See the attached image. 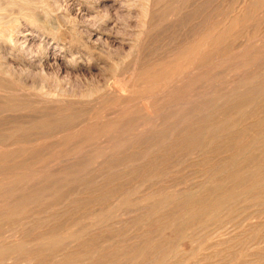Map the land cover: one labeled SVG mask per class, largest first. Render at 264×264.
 <instances>
[{"label":"rangeland","instance_id":"obj_1","mask_svg":"<svg viewBox=\"0 0 264 264\" xmlns=\"http://www.w3.org/2000/svg\"><path fill=\"white\" fill-rule=\"evenodd\" d=\"M29 1L31 2L27 5L31 4V12L23 11L27 13L26 18L22 11L18 14L20 5L12 6L4 11L5 14L1 13L3 17L1 16L0 28L3 29L4 25L9 22L12 28L15 27L13 29L19 28L18 33L14 35L16 40L14 41L16 46L14 50L19 55L18 59L22 55V58L32 56L33 52L39 48L47 52L48 55L55 56L54 61L56 62L49 59L48 67L47 65L42 66L44 71L37 69L32 73V76H22L20 68L16 65L17 61L10 55V46L1 43L0 64L12 67V71L15 70L13 73L16 78L11 77L10 87L22 88L28 92V95L30 94V97L33 96L30 92L36 93L38 87H42L44 92L51 96L54 95L53 97L56 99L63 100V103L53 104L54 107H51V104L44 106L42 104L38 108L40 111L33 110L35 113L40 112V115L33 113V116L29 110H26V113L24 109L22 110V106L29 98V96L28 98L25 96L26 94H24L26 101L21 98L23 95L21 94L20 99L19 97L9 98L10 103L0 97L5 102L1 103L0 99V109H2L0 111V169H2L1 166L3 167L0 170V264H147L152 259L149 254L145 255L143 259L135 256L133 260H130L129 256L133 252L142 250L148 244L155 243L163 246L175 243L174 246H177L176 253L174 252V255L167 254V258L161 264H240L241 261V264H259L258 258H262V256L261 262L264 263V238H262L264 237V223H262L264 222V211H262L264 210V191H262L264 188V178H262L264 177L262 176L264 175V166L262 165L264 159L260 156V152L264 149V125H261L264 124V0ZM146 1L152 6H147ZM19 4L27 6L24 3ZM160 5H162L161 8ZM12 19L16 22L14 20L12 22ZM21 32L30 35L21 38L20 36L23 34ZM24 39L27 40L23 43ZM19 45L21 49L17 48ZM28 48H31V51H27L24 56L23 51ZM207 60L210 63L206 62ZM36 72L39 74L37 75ZM17 74L20 78L24 77L20 82L17 81ZM125 78H130L126 79L130 88L124 85ZM31 87L37 88V90L31 91ZM110 93L113 97L109 95ZM117 94L119 97L116 98ZM127 95L135 98L128 99ZM145 96L146 100L143 98ZM33 97L35 98V96ZM111 99L112 105L109 104ZM101 100H106V102ZM11 101H14L15 104L13 105ZM94 101L96 102L94 103ZM22 102L25 103L22 105ZM18 103L22 106H19ZM140 103L148 104V110L150 109L152 113L146 115ZM7 105L12 107L8 108ZM63 105H65L64 108H62ZM13 107H17L21 111L16 110V112L17 108ZM71 107L73 108L71 109ZM132 107L134 108L132 109ZM61 108L63 112L60 111ZM131 109L133 114H131ZM7 110L8 112H6ZM87 110H91L90 114ZM248 112L251 116L247 117ZM20 113L24 114V117H21ZM259 113L260 115H258ZM14 115L16 117L18 115V117L16 118ZM37 116H42L44 122L40 119L41 117L37 118ZM14 118L17 121H14ZM26 118L36 119L33 121L35 124L22 126L20 122L27 120ZM257 118H260L261 121ZM101 120L102 122H100ZM36 121H38L37 124ZM85 121L86 124H89H87L88 126H85ZM109 121L115 124H111ZM92 122L97 128H104L97 130L94 124L91 126ZM116 122L119 124L117 125ZM67 123H70L71 127L68 128ZM104 123L107 124L104 125ZM127 123L129 126H125ZM109 124L111 125L107 126ZM44 125L45 127L42 128ZM252 125L255 126L254 129ZM65 126L67 129L64 128ZM248 126L253 131L248 129ZM117 128L118 130H116ZM259 129H263V131ZM84 130L89 133H85ZM239 130L241 134H239ZM59 132L61 133L59 134ZM197 132H199L198 135ZM11 133L15 136H11ZM32 133H35V136ZM90 133L91 136H88ZM229 133L233 134L229 135ZM258 133L261 134L258 136ZM253 134H256L255 139ZM16 136L20 139L17 140ZM37 137L38 141H36ZM190 137H194L198 142V146L194 150L188 149V143L186 144V140H189ZM12 138H15L13 140L16 143ZM34 139L36 140L33 141ZM101 139L104 140L103 144ZM242 139L246 142L244 143ZM246 139L251 142L249 143V140ZM6 140L11 142L6 143ZM65 140H69V143L62 144ZM109 140L114 143L111 144ZM226 140L230 142L227 144ZM240 141L241 143H239ZM257 141L261 143V146ZM247 142L249 145L254 142L252 146L250 145L251 148ZM25 144L29 148L26 149ZM86 144L88 145L86 146ZM208 144H211L212 147ZM228 145L232 147L230 148ZM241 145L246 146L245 150ZM259 146L262 148L261 150ZM21 147H23L22 151ZM183 147L186 148L187 156ZM204 148L206 151L201 152V149ZM220 148L222 153L219 152ZM252 148L254 151L257 150L253 152ZM71 152L75 155H72ZM78 152L80 153L77 155ZM210 152L212 154H209ZM223 152L225 156L222 157ZM70 154L74 157H71ZM190 155L193 159L187 158L191 157ZM243 155L253 158L252 162L246 166V170L258 167L259 164L261 165L259 167L263 168L261 178L259 177L257 181L258 183L261 181L260 184L263 182V188L262 190L255 188L251 191L252 194L251 192L247 194V197L250 198L249 201L246 195L244 197L241 195L238 196L240 201H237L230 210L224 204L221 205V208L217 201L223 192L215 193V197L211 192L212 188L217 183L222 185L223 190L231 188L229 185H232L234 177L228 178L227 171L232 168L236 169V167H232L233 165L231 166L228 159L240 160L241 157H244ZM220 160L223 161L220 163ZM206 163L209 170L205 168ZM148 164L151 166H146ZM190 164L192 165L189 166ZM10 168L12 170L14 168L16 173H13ZM28 168L32 170L35 168L34 173ZM23 169H27L29 172L25 170V173ZM37 169H40L41 174ZM114 169L118 171H113ZM237 169L242 170V168ZM7 170L9 174L5 175L7 173L4 174L3 171ZM165 171L168 172L165 174ZM218 177L221 180H217ZM210 178L214 179L210 181ZM245 181L238 186L240 188L237 187L239 190L236 189L237 193H241L243 187L251 184L250 180ZM260 191L262 192L260 193ZM211 195H214L213 199ZM102 196H106V198ZM188 197L197 203H194L195 205L190 209L192 207H196V209L190 211L187 207V210L183 211V209L177 208L178 201ZM200 198H202L203 204L201 201L199 202ZM206 204L208 205L206 206ZM242 206L245 207V211L240 209ZM232 210L234 211L231 212ZM186 211H194L200 217L190 220L186 217ZM203 211L205 212L203 213ZM255 212L260 213L259 217L249 220V217ZM262 212L263 214H261ZM149 215H152L151 219H147L150 218ZM247 215L249 216L247 217ZM161 216L162 218H159ZM159 219L163 220L164 224L156 225L154 223ZM170 220L171 223L168 222ZM177 220L184 225L182 223L180 225ZM175 221L179 225L175 224ZM256 221L262 225L259 234L261 239L258 245V253L261 257L258 258L254 256L253 241L249 239L248 233H244L248 226L247 223ZM166 224H169L168 228ZM227 224L229 225L227 226ZM164 227L165 229H163ZM173 227L183 230L182 238L173 233ZM192 235L194 236L192 237ZM194 237L197 240H194ZM158 238L160 241H156ZM175 239L177 242L174 241ZM242 239H245L246 242L241 246L233 243L234 240ZM231 243L233 244L231 245ZM262 246L263 248H261ZM193 249L195 250L193 251ZM16 251L19 253L17 254ZM197 251L199 253L196 254ZM212 257L214 258L211 259ZM175 259L179 262H176ZM183 261L184 263H182Z\"/></svg>","mask_w":264,"mask_h":264},{"label":"bare ground","instance_id":"obj_2","mask_svg":"<svg viewBox=\"0 0 264 264\" xmlns=\"http://www.w3.org/2000/svg\"><path fill=\"white\" fill-rule=\"evenodd\" d=\"M33 1H34V0H33ZM147 1H148V0H147ZM147 1H146L147 6H148V5H149V6H152V4L150 5V3H147ZM149 1H150V0H149ZM149 1H148V2H149ZM30 2H31V1H29V0H0V21L2 20V17H3V15H2L1 13H3L4 11H6L7 8L10 9V7L15 6V5H16V6H17V5H18V6L20 5V7H19L20 9L18 10V11H19L18 14L21 13V11H22V12H23V11L26 12L27 10H29V11L31 12V10H30V8H31V4H28V5H27V3H30ZM3 3H4V4H3ZM19 3H24V5H27L29 8H28L27 6H26V7H25V6H22V5L19 4ZM54 3H55V2H54ZM144 3H145V2H144ZM2 4H3V5H2ZM2 6H4V7H2ZM154 6H155V5H154ZM154 6H153V8H154ZM161 6H162V5H160V8H161ZM37 7H38V6H37ZM151 8H152V7H151ZM148 9H149V8H148ZM154 9H155V8H154ZM155 10H156V9H155ZM155 10H154V11H155ZM11 11H13V10H11ZM157 11H158V10H157ZM9 12H10V11H9ZM147 12H148V11H147ZM149 12H150V11H149ZM158 12H159V11H158ZM15 13H17V12H15ZM23 13H24V12H23ZM3 14H5V12H4ZM24 14H25V17H24V18H26V14H27V13H24ZM11 15H12V14H11ZM22 15H23V14H22ZM145 15H146V14H145ZM1 16H2V17H1ZM4 17H5V16H4ZM11 17H12V16H11ZM17 18H18V17H17ZM17 18H15V19H17ZM29 18H32V17L29 16ZM33 18H34V17H33ZM9 20H10V19H9ZM13 20H14V19H12V22H13ZM14 21H15V20H14ZM32 21H33V20H32ZM34 21H36V20H34ZM15 22H16V21H15ZM1 23H2V22H1ZM0 25H1V24H0ZM2 26H3V25H2ZM16 26H17V25H16ZM13 28H15V27H13ZM13 28L11 27L10 22L7 23V24H5L4 27H3V29L0 28V29H1V30H0V44H1V43H4V44H7L8 46H10V47H9V48H11L10 55H11V57H13L14 60L17 61V62H16V65L20 68V70H21V71H20L21 75H22V76H25V77H28V76H30V75L32 76V73H33L35 70H37V69H41V71H44V70H42V66L44 67V65H47L49 59H50V60L52 59V60L54 61V59H55L56 57L53 56V55L51 56V54L48 55L47 52H45L44 50L39 49V48H38L37 51H35V50H36V48H35V50H34L35 52H33L34 54H32V56L29 55L30 57H26V58L23 57V58H22V56H23V55H22V56H20L21 58L18 59L17 56H19V55H18L17 53H15V50H14L15 47H16V46H15V42H14V41H16L15 38H14V35H15L16 33H18L17 30H18L19 28H17V30H16V29H13ZM212 30H213V29H212ZM21 33H23V32H21ZM19 34H20V33H19ZM189 34H190V33H189ZM29 35H30L29 33H26V32H25V33H23L20 37L22 38V37H26V36H29ZM26 40H27V39H24V40H23V43H24ZM29 40H30V39H29ZM19 41H22V40H19ZM19 41H17V42H19ZM17 42H16V43H17ZM19 44H20V43H19ZM21 44H22V43H21ZM25 44H26V43H25ZM28 45H29V44H28ZM3 46H4V45H3ZM24 46H25V45H24ZM26 46H27V45H26ZM29 46H30V45H29ZM29 46H27V47H29ZM22 47H23V46H22ZM31 47H32V46H31ZM36 47H37V46H36ZM0 48H1V46H0ZM17 48H20V45H19V47H17ZM32 48H33V47H32ZM61 48H62V47H61ZM20 49H21V48H20ZM25 49H26V48H25ZM30 49H31V48H30ZM30 49L28 48L26 51H23L24 56L26 55V52H27V51H31ZM194 49H195V48H194V46H193V50H194ZM0 50L2 51V49H0ZM22 50H23V49H22ZM191 50H192V48H191ZM193 50H192V51H193ZM192 51H191V52H192ZM20 52H21V51H20ZM24 52H25V53H24ZM21 54H22V53H21ZM21 54H20V55H21ZM205 55H206V54H205ZM2 56H3V55H2ZM8 56H9V55H8ZM8 56H7V57H8ZM73 56H74V55H73ZM73 56H72V57H73ZM207 56H208V54H207ZM69 57H70V56H69ZM69 57H68V59H69ZM208 57H209V56H208ZM208 57H207V58H208ZM1 58H2V57H1ZM70 58H71V57H70ZM74 58H75V57H74ZM74 58H73V59H74ZM204 58H205V57H204ZM209 59H210V58H209ZM75 60H76V59H75ZM135 60H136V59H135ZM204 60H205V59H204ZM65 61H66V60H65ZM68 61H69V60H68ZM54 62H56V61H54ZM75 62H76V61H75ZM206 62H209V63H210L209 60H207ZM49 63H50V61H49ZM68 63H69V62H68ZM70 63H71V61H70ZM73 63H74V61H73ZM209 63H208V64H209ZM53 64H54V63H53ZM205 64H206V63H205ZM49 65H50V64H49ZM55 65H56V64H55ZM57 65H59V64H57ZM76 66H77V65H76ZM196 66H197V65H196ZM206 66H207V65H206ZM47 67H48V65H47ZM59 67H60V66H59ZM65 67H66V66H65ZM57 68H58V67H57ZM189 68H190V67H189ZM189 68H188V69H189ZM60 69H61V68H60ZM60 69H59V70H60ZM70 69H71V68H70ZM192 69H193V68H192ZM190 70H191V69H190ZM13 71H15V70H13ZM13 71H12V67H6V66L0 64V97H3V98L6 99V100H4V99H1V98H0V99L2 100L1 103H5V102H7V100H8L9 98H11V97H13V99H14V97H19L21 94H23V95H22L23 97L21 96V98H24L25 96H27V98H28V96H29V98L27 99V101H26V99L24 98V100L26 101V104H24L25 102H24V103L22 102V105L24 104L23 106H22L21 104L19 105V103H18V105H19V106H22V110L24 109V112H25L26 110H27V111L29 110V112H31L30 114L35 113V112H33V110H34V111H40V110H38V108H39V106L42 105V104H43V106H44V105H50V104H51V107H52L53 104L57 105L58 103H59V104H62V103H63V100L61 101L60 99H56V98L53 97L54 95L51 96V95H49L48 93L44 92L42 87H38V88H39L38 90H37V88H34V87H33V88H32V87L30 88L31 91H34V90L36 91V90H37L36 93H35V92H34V93H33V92H30V93L33 94V96H35V98H34L33 96L30 97V94L28 95V92L25 91V90L22 89V88H19V87H17V86H16L17 88H15V87H14V88H13V87H10V86H11V79H12L11 77H15V76H14L15 73H13ZM113 71H115V70H113ZM192 71H193V70H192ZM140 72H141V71H140ZM140 72H139V73H140ZM189 72H190V71H189ZM36 73H37V72H36ZM41 73H44V72H41ZM34 74H35V73H34ZM38 74H39V73H37V75H38ZM44 74H45V73H44ZM58 74H59V73H58ZM140 74H141V73H140ZM188 74H189V73H188ZM130 75H131V73H130ZM176 75H177V74H176ZM176 75H175V76H176ZM17 76H18V74H17ZM22 76H21V77H22ZM35 76H36V74H35ZM127 76H128V75H127ZM161 76H162V75H161ZM15 78H16V77H15ZM23 78H24V77L20 78V77L18 76V77H17V79H18L17 81L20 82V80L23 79ZM31 78H32V77H31ZM162 78H163V77H162ZM172 78H173V77H172ZM181 78H182V75H181ZM38 79H39V76H38ZM112 79H113V78H112ZM126 79L129 80L130 78H125L124 80L126 81ZM175 79H177V78H175ZM179 79H180V78H179ZM8 80H9V81H8ZM128 80H127L126 83L124 84V85H126V87L128 86V85H127ZM14 81H15V80H14ZM130 81H131V80H130ZM21 82H22V81H21ZM23 82H24V80H23ZM9 83H10V84H9ZM17 83H18V82H17ZM24 83L26 84V82H24ZM121 83H122V81H121ZM121 83H120V84H121ZM8 84H9V85H8ZM20 84H21V83H20ZM25 84H24V85H25ZM35 84H36V83H35ZM39 84H40V83H39ZM113 84H114V83H113ZM131 84H132V83H131ZM15 85H16V84H15ZM29 85H30V84H29ZM42 85H44V84H42ZM121 85H122V84H121ZM21 86H22V85H21ZM26 86L28 87V85H26ZM36 86H38V85L36 84ZM39 86H41V85H39ZM110 86H111V85H110ZM27 87H26V89H27ZM44 87H45V85H44ZM108 87H109V86H108ZM128 87L130 88V86H128ZM105 88H106V87H105ZM55 90H56V89H55ZM57 90H58V89H57ZM57 90H56V91H57ZM106 90H107V89H106ZM106 90H105V92H106ZM122 90H123V89H122ZM182 90H183V89H182ZM59 91L61 92V90H59ZM119 91H120V90H119ZM119 91H118V92H119ZM109 92H110V91H109ZM118 92H116V93H118ZM147 92H148V91H147ZM149 92H150V91H149ZM151 92H152V91H151ZM58 93H59V92H58ZM93 93H94V92H93ZM103 93H104V92H103ZM111 93H112V92H111ZM111 93L109 94L110 96H112ZM116 93H115V94H116ZM125 93H126V92H125ZM141 93H142V92H141ZM24 94H26V95L24 96ZM95 94H96V93H95ZM107 94H108V93H107ZM112 94H113V93H112ZM186 94H187V93H186ZM117 95H118V96H116V98L119 97V94H117ZM148 95H149V94H148ZM85 96H87V95H85ZM91 96H92V95H91ZM100 96H102V95H100ZM127 96H128V95H127ZM149 96H150V95H149ZM149 96H148V97H149ZM55 97H56V96H55ZM88 97H89V96H88ZM97 97H98V96H97ZM104 97H106V96H105V93H104ZM112 97H113V96H112ZM112 97H111V98H112ZM121 97H122V96H121ZM124 97H125V96H124ZM186 97H187V96H186ZM98 98H99V97H98ZM98 98H97V101H98ZM102 98H103V97H102ZM122 98H123V97H122ZM129 98H133V99H134L135 97H133V96H132V97H129V96H128V99H129ZM138 98H139V97H138ZM140 98H142V97H140ZM143 98L145 99L146 96L143 97ZM143 98H142V99H143ZM151 98H152V97H151ZM17 99H18V98H17ZM19 99H20V97H19ZM89 99H91V98H89ZM95 99H96V98H95ZM109 99H110V98H109ZM114 99H115V98H114ZM119 99H120V98H119ZM146 99H147V98H146ZM146 99H145V100H146ZM148 99H149V98H148ZM3 100H4L5 102H3ZM21 100H22V99H21ZM80 100H81V99H80ZM92 100H93V97H92ZM99 100H100V98H99ZM106 100H107V99H106ZM106 100H105V101L103 100L104 103L106 102ZM124 100H126V98H124ZM131 100H132V99H131ZM131 100H130V101H131ZM139 100H140V99H139ZM14 101H15V100H14ZM14 101H11V102L13 103V105L15 104ZM101 101H102V100H101ZM103 101H102V102H103ZM108 101H109V100H108ZM108 101H107V103H108ZM111 101H112V99L109 101V104L111 103L110 105H112V103H113V102H111ZM113 101H114V100H113ZM130 101H129V102H130ZM135 101H136V100H135ZM150 101H151V100H150ZM150 101H149V102H150ZM8 102H9V100H8ZM66 102H67V101H66ZM91 102H93V101H91ZM95 102H96V101H94V103H95ZM115 102H116V101H115ZM117 102H118V101H117ZM123 102H124V101H123ZM132 102H133V100H132ZM147 102H148V101H147ZM1 103H0V105H1ZM9 103H10V102H9ZM12 103H11V104H12ZM77 103H78V102H77ZM100 103H101V102H100ZM125 103H126V102H125ZM127 103H128V100H127ZM133 103H134V102H133ZM6 104H8V103H6ZM70 104H71V103H70ZM85 104H86V103H85ZM114 104H115V103H114ZM140 104L142 105V109L144 110V112L146 113V115L149 114V113H152V112H150V109L148 110V106H147L148 104H147V105H146V103H143V104L140 103ZM94 105H95V104H94ZM104 105H105V104H104ZM104 105H103V108L105 107ZM106 105H107V104H106ZM7 106H8V105H7ZM7 106H6V107H7ZM9 106H10V104H9ZM9 106H8V108H11V107H12V106H11V107H9ZM16 106H17V105H16ZM64 106H65V105H63L62 108H64ZM89 106H90V105H89ZM101 106H102V105H101ZM114 106H115V105H114ZM114 106H112V107H114ZM130 106H131V105H130ZM153 106H154V105H153ZM6 107H5V108H6ZM53 107H54V106H53ZM68 107H69V106H68ZM98 107H99V105H98ZM108 107H109V106H108ZM13 108H17V107H13ZM13 108H12V109H13ZM20 108H21V107H20ZM44 108H45V107H44ZM44 108H43V109H44ZM62 108H61V109H62ZM66 108H67V107H66ZM66 108H65V110H68V109H66ZM72 108H73V107H71V109H72ZM110 108H111V107H110ZM126 108H127V107H126ZM126 108H125V110H126ZM133 108H134V107H132V109H133ZM6 109H7V108H6ZM47 109H48V108H47ZM51 109H52V108H51ZM61 109H60V111L63 112V109H62V110H61ZM90 109H91V108H90ZM92 109H94V108H92ZM114 109H115V108H114ZM132 109H131L130 111H132ZM139 109H140V108H139ZM1 110H2V109H0V111H1ZM16 110H20V111H21V109H18V108L15 109V111H16ZM45 110H46V109H45ZM58 110H59V109H58ZM65 110H64V112H65ZM137 110H138V109H137ZM20 111H19V112H20ZM42 111H44V110H42ZM56 111H57V110H56ZM76 111H77V110H76ZM87 111H88V110H87ZM89 111H91V110H89ZM89 111H88V112H89ZM92 111H93V110H92ZM134 111H135V109H134ZM154 111H156V110H154ZM6 112H8V110H7ZM16 112H17V111H16ZM24 112H22V113H24ZM47 112H48V111H47ZM57 112H58V111H57ZM57 112H56V113H57ZM67 112H68V111H67ZM69 112H70V111H69ZM88 112H87V113H88ZM135 112H136V111H135ZM2 113H3V111H2ZM9 113L11 114V111H10ZM14 113H15V112H14V110H13V114H14ZM25 113H26V112H25ZM37 113L39 114L40 112H37ZM37 113H35V115H36ZM56 113H55V114H56ZM91 113H92V112H91ZM130 113H131V112H130ZM153 113H154V112H153ZM155 113H156V112H155ZM243 113H244V112H243ZM251 113H252V112H251ZM256 113H257V112H256ZM13 114H12V115H13ZM20 114H21V113H20ZM46 114H47V113H46ZM50 114H51V113H50ZM53 114H54V113H53ZM53 114H52V115H53ZM69 114H70V113H69ZM89 114H90V112H89ZM92 114H93V113H92ZM92 114H91V115H92ZM131 114H133V111H132ZM134 114H135V113H134ZM246 114H247V113H246ZM263 114H264V113H263ZM263 114H262V115H263ZM21 115H22V114H21ZM23 115H24V114H23ZM23 115H22L21 117H24ZM39 115H40V114H39ZM64 115H65V114H64ZM84 115H85V114H84ZM86 115H87V114H86ZM91 115H90V116H91ZM143 115H145V114L143 113ZM143 115H142V116H143ZM146 115H145V116H146ZM149 115H150V114H149ZM255 115H256V114L254 113L253 116L255 117ZM258 115H260V113H259ZM262 115H261V116H262ZM6 116H7V115H6ZM26 116H27V115H26ZM30 116L32 117V115H30ZM33 116H34V114H33ZM59 116H60V115H59ZM88 116H89V115H88ZM88 116H87V117H88ZM92 116H94V115H92ZM96 116H97V115H96ZM129 116H130V115H129ZM133 116H134V115H133ZM178 116H179V115H178ZM246 116L248 117V116H251V115H250V113L248 112V115H246ZM261 116H260V117H261ZM263 116H264V115H263ZM10 117H11V115H10ZM14 117H16V116L14 115ZM17 117H18V115H17ZM17 117H16V118H17ZM38 117H41L40 119H41L42 121L44 120V118H43L42 116H37V118H38ZM46 117H47V116H46ZM46 117H45V118H46ZM50 117H51V116H50ZM55 117H56V116H55ZM84 117H86V116H84ZM94 117H95V116H94ZM106 117H107V116H106ZM116 117H117V116H116ZM148 117H149V116H148ZM243 117H245V116H243ZM257 117H259V116H257ZM1 118H2V117H1ZM16 118H14V121H17ZM19 118H20V117H19ZM19 118H18V119H19ZM33 118H35V117H33ZM33 118H31V119H27V118H26L27 120H25V121L22 120L21 122H20V121H19V122H20V124H21L22 126H24V125H26V124H27V125H32V124H35L33 121L36 120V119L33 120ZM42 118H43V119H42ZM47 118H48V117H47ZM63 118H64V117H63ZM89 118H90V117H89ZM97 118H98V116H97ZM97 118H95V119H97ZM100 118H102V117H100ZM124 118H125V117H124ZM130 118H132V117H130ZM251 118H252V117H251ZM251 118H250V119H251ZM262 118H263V117H262ZM12 119H13V118H12ZM22 119H24V118H22ZM53 119H54V118H53ZM83 119H85V118H83ZM91 119H92V117H91ZM91 119H89V120H90V121L93 120V122H94V119H92V120H91ZM117 119H119V118H117ZM120 119H121V118H120ZM142 119H143V118H142ZM144 119H145V118H144ZM150 119H151V118H150ZM243 119H245V118H243ZM243 119H242V120H243ZM247 119H249V118H247ZM257 119H258V118H257ZM259 119H260V118H259ZM259 119H258V120H259ZM5 120H6V119H5ZM5 120H4V121H5ZM9 120H10V119H9ZM37 120H38V119H37ZM46 120H47V119H46ZM54 120H55V119H54ZM56 120H57V119H56ZM98 120H99V119H98ZM98 120H97V122H98ZM104 120H105V119H104ZM106 120H107V119H106ZM115 120H116V119H115ZM133 120H134V119H133ZM145 120H146V119H145ZM147 120H149V118H147ZM263 120H264V119H263ZM10 121H11V120H10ZM57 121H59V120H57ZM83 121H84V120H83ZM86 121H87V120H86ZM86 121H85V126L88 124V123L86 124ZM95 121H96V120H95ZM125 121H126V120H125ZM143 121H144V120H143ZM244 121H245V120H244ZM247 121H248V120H247ZM259 121H261V120H259ZM1 122H2V121H1ZM19 122H17V123H19ZM40 122H41V121H39V123H40ZM43 122H44V121H43ZM93 122H92L91 126H92L93 124L95 125V123H93ZM97 122H96V123H97ZM100 122H102V120H101ZM109 122L111 123V121H109ZM109 122H107V123H109ZM245 122H246V121H245ZM245 122H244V123H245ZM249 122L251 123V121H249ZM2 123H3V122H2ZM10 123H11V122H10ZM13 123H14V122H13ZM37 123H38V121H36V124H37ZM41 123H42V122H41ZM72 123H73V122H72ZM78 123H79V122H78ZM78 123H77V124H78ZM98 123H99V122H98ZM107 123H104V125L107 124ZM113 123H114V122H112L111 124H113ZM247 123H248V122H247ZM250 123H248V124H250ZM67 124H68V123H67ZM69 124H70V123H69ZM69 124H68V125H69ZM79 124H80V123H79ZM79 124H78V125H79ZM82 124H83V123H82ZM111 124H109V125H107V126H110ZM114 124H115V123H114ZM116 124L118 125L119 122H118V123L116 122ZM142 124H143V123H142ZM242 124H243V123H242ZM254 124H255V123H254ZM41 125H42V124H41ZM88 125H89V124H88ZM88 125H87V126H88ZM94 125H93V126H94ZM98 125H99V124H98ZM174 125H175V124H174ZM229 125H230V124H229ZM235 125H236V124H235ZM245 125H246V124H245ZM245 125H244V126H245ZM256 125H257V124H256ZM261 125H264V124H261ZM63 126H64V124H63ZM63 126H62V127H63ZM76 126H77V125H76ZM76 126H73V127H76ZM102 126H103V124H102ZM115 126H116V125H115ZM119 126H120V125H119ZM125 126H129L128 123H127V125H125ZM220 126H221V125H220ZM237 126H238V125H237ZM250 126H251V125H250ZM40 127H41V126H40ZM40 127H39V128H40ZM44 127H45V125H44L42 128H44ZM47 127H48V126H47ZM47 127H46V128H47ZM62 127H61V128H62ZM69 127H71V126L69 125L68 128H69ZM94 127H96V125H95ZM113 127H114V126H113ZM221 127H222V126H221ZM242 127H243V125H242ZM242 127H241V128H242ZM245 127H246V126H245ZM248 127H249V126H248ZM252 127H253V125H252ZM254 127H255V126H254ZM254 127H253V129H254ZM259 127H260V126H259ZM259 127H257V128H259ZM7 128H8V127H7ZM42 128H41V130H43ZM64 128L67 129L66 126H65ZM77 128H78V127H77ZM96 128H97V127H96ZM99 128H102V129H103L104 127H99ZM99 128H97V130H99ZM108 128H109V127H108ZM210 128H211V127H210ZM210 128H209V129H210ZM215 128H220V127H215ZM229 128H231V127H229ZM250 128H251V127H249L248 129H250ZM18 129L20 130V127H19ZM70 129H71V128H70ZM70 129H69V130H70ZM74 129H75V128H74ZM80 129H81V128H80ZM92 129H93V128H92ZM102 129H101V130H102ZM202 129H203V128H202ZM204 129H205V128H204ZM209 129H208V130H209ZM238 129H239V128H238ZM251 129H252V128H251ZM251 129H250V130H251ZM48 130H50V129H48ZM85 130H86V129H85ZM85 130H84V131H85ZM116 130H118V128H117ZM116 130H115V131H116ZM123 130H124V129H123ZM125 130H126V129H125ZM196 130H197V129H196ZM200 130H201V129H200ZM241 130H242V129H241ZM250 130H249V131H250ZM259 130H262V131H263V129H259ZM259 130H258V131H259ZM8 131H9V130H8ZM51 131H52V130H51ZM60 131H62V130H60ZM64 131H65V130H64ZM67 131H68V130H67ZM92 131H93V130H92ZM128 131H129V130H128ZM198 131H199V129H198ZM243 131H244V130H243ZM245 131H246V129H245ZM247 131H248V130H247ZM251 131H253V130H251ZM251 131H250V132H251ZM256 131H257V130H256ZM65 132H66V131H65ZM87 132H88V131H85V133H87ZM113 132H114V131H113ZM113 132H111V133H113ZM125 132H126V131H125ZM189 132H190V131H189ZM193 132H195V130H193ZM211 132H212V131H211ZM222 132H223V131H222ZM222 132H221V133H222ZM224 132H225V130H224ZM234 132H235V131H234ZM250 132H249V133H250ZM263 132H264V131H263ZM60 133H61V132H59V134H60ZM76 133H77V132H76ZM85 133H84V134H85ZM88 133H89V132H88ZM91 133H92V132H91ZM91 133H90V135H88V136H91ZM108 133H109V132H108ZM190 133H192V131H191ZM198 133H199V132H197V135H198ZM225 133H226V132H225ZM225 133H224V134H225ZM244 133H245V132H244ZM253 133H254V132H253ZM256 133H257V132H256ZM261 133H262V132H261ZM261 133H260V134H261ZM12 134H13V133H11L10 135H11V136H15V135H12ZM19 134H20V133H19ZM29 134H30V133H29ZM32 134H33V133H32ZM34 134H35V133H34ZM34 134H33V135H34ZM36 134H37V133H36ZM80 134H81V133H80ZM92 134H93V133H92ZM129 134H130V133H129ZM161 134H162V133H161ZM182 134H183V133H182ZM186 134H188V133H186ZM204 134H205V133H204ZM207 134H208V133H207ZM209 134H210V133H209ZM216 134H217V133H216ZM232 134H233V133H231V134L229 133V135H232ZM235 134H236V133H235ZM235 134H234V135H235ZM239 134H241V133H240V130H239ZM260 134L258 133V136H259ZM33 135H31V136H33ZM37 135H38V134H37ZM65 135H66V134H65ZM86 135H87V134H86ZM95 135H98V134H95ZM109 135H110V133H109ZM109 135H108V136H109ZM124 135H125V133H124ZM225 135H226V134H225ZM236 135H237V134H236ZM245 135H246V134H245ZM253 135H254V134H253ZM255 135H256V134H255ZM255 135L253 136V138L255 137ZM0 136H1V135H0ZM24 136H25V135H24ZM34 136H35V135H34ZM66 136H68V135H66ZM69 136H70V135H69ZM69 136H68V137H69ZM88 136H87V137H88ZM110 136H111V135H110ZM127 136H128V135H127ZM177 136H180V135H177ZM181 136H182V135H181ZM183 136H184V135H183ZM188 136H191V135H188ZM188 136H187V137H188ZM193 136H194V135H193ZM199 136H200V134H199ZM199 136H197V137H199ZM223 136H224V135H223ZM246 136H247V135H246ZM246 136H245V137H246ZM250 136H251V135H250ZM4 137H5V136H4ZM16 137H17V136H16ZM70 137H71V136H70ZM78 137H80V136H78ZM85 137H86V136H85ZM102 137H103V136H101V138H102ZM202 137H203V135H202ZM218 137H219V136H218ZM225 137H226V136H225ZM228 137H229V136H228ZM228 137H227V139H228ZM238 137H239V135H238ZM240 137H241V135H240ZM248 137H249V136H248ZM64 138H65V137H64ZM64 138H62V139H64ZM89 138H91V137H89ZM105 138H106V137H105ZM112 138H113V137H112ZM249 138H250V137H249ZM261 138H262V137H261ZM7 139H8V138H7ZM13 139H15V138H12V140H13ZM18 139H20V137H19V138L17 137V140H18ZM24 139H25V138H24ZM27 139L30 140V138H28V137H27ZM27 139H26V140H27ZM99 139H100V138H99ZM102 139H104V138H102ZM102 139H101V143L103 144L102 141H104V140H102ZM126 139L129 140L128 138H126ZM188 139H189V140H186V144L188 143V144H187L188 149L194 150V149L198 146V142L196 141V139H194V137H190V138H188ZM219 139H220V138H219ZM229 139H230V138H229ZM232 139H233V138H232ZM234 139H235V136H234ZM244 139H245V138H244ZM244 139H242V141H243ZM254 139H255V138H254ZM0 140H1V138H0ZM8 140H9V139H8ZM35 140H36V139H34L33 141H35ZM86 140L88 141V139H86ZM127 140H126V141H127ZM209 140H210V136H209ZM214 140H216V139H214ZM224 140H225V138H224ZM239 140H240V139H239ZM246 140H249V139H246ZM251 140H252V139H251ZM259 140H260V139H259ZM13 141H14V140H13ZM21 141H22V139H21ZM36 141H38V137H37V140H36ZM59 141H60V140H59ZM68 141H69V140H68ZM68 141L65 140L64 142H62V144L65 143V142H68ZM91 141H92V140H91ZM96 141H97V139H96ZM99 141H100V140H99ZM99 141H98V142H99ZM109 141L111 142V140H109ZM112 141H114V140H112ZM177 141H178V140H177ZM212 141H213V140H212ZM232 141H233V140H232ZM232 141H231V143H232ZM260 141H261V140H260ZM1 142H2V141H1ZM5 142L7 143L8 141L6 140ZM9 142H11V141H9ZM9 142H8V143H9ZM14 142L16 143V141H14ZM25 142H26V141H25ZM80 142H81V140H80ZM94 142H95V141H94ZM98 142H97V143H98ZM107 142H108V140H107ZM224 142H225V141H224ZM226 142H227V144H228L230 141H227V140H226ZM236 142H237V141H236ZM245 142H246V141L244 140V143H245ZM250 142H251V141L249 140V143H250ZM254 142H256V141H254ZM254 142H252V143H254ZM263 142H264V141H263ZM30 143H31V141H30ZM30 143H29V144H30ZM34 143H35V142H34ZM68 143H69V142H68ZM68 143H67V144H68ZM84 143H85V142H84ZM91 143H92V142H91ZM99 143H100V142H99ZM99 143H98V144H99ZM112 143H114V142H111V144H112ZM179 143H180V142H179ZM213 143H214V142H213ZM215 143H216V145H217V142H215ZM233 143H234V141H233ZM239 143H241V141H240ZM252 143L250 144L251 146H252ZM257 143L259 144L260 142L257 141ZM29 144H28V145H29ZM57 144H58V143H57ZM70 144H71V143H70ZM77 144H78V143H77ZM107 144H108V143H107ZM176 144H177V143H176ZM211 144H212V143H211ZM211 144H208V145H209L210 147H212ZM235 144H236V143H235ZM235 144H234V145H235ZM247 144H248V142H247ZM263 144H264V143H263ZM2 145H3V142H2ZM87 145H88V144H86V146H87ZM99 145H101V144H99ZM179 145H180V144H179ZM181 145H182V144H181ZM216 145H215V146H216ZM222 145H223V144H222ZM245 145H246V144H245ZM248 145H249V144H248ZM250 145H249V147H250ZM256 145H257V144H256ZM259 145L261 146V143H260ZM10 146H11V145H10ZM24 146H26V149L29 148L26 144H25ZM24 146H23V147H24ZM93 146L95 147V144H93ZM93 146H92V148H93ZM200 146H201V142H200ZM220 146H221V144H220ZM228 146H229V145H228ZM235 146H236V145H235ZM241 146L244 147V145H241ZM253 146H254V145H253ZM260 146H259V147H260ZM2 147H3V146H2ZM23 147H21V151H22ZM30 147H31V144H30ZM81 147H82V146H81ZM88 147H89V146H88ZM97 147H98V146H97ZM178 147H179V146H178ZM178 147H177V148H178ZM216 147H217V146H216ZM221 147H222V146H221ZM229 147H230V146H229ZM231 147H232V146H231ZM231 147H230V148H231ZM239 147H240V146H239ZM243 147H242V148H243ZM245 147H246V146H245ZM245 147H244V150H245ZM249 147H247V148H249ZM254 147H255V146H254ZM257 147H258V145H257ZM3 148H4V147H3ZM7 148H8V147H7ZM90 148H91V147H90ZM98 148H99V147H98ZM101 148H102V147H101ZM104 148H107V146H106V147L104 146ZM167 148H168V147H167ZM174 148H175V147H174ZM183 148H184L185 151H186V148H185V147H183ZM183 148H182V149H183ZM213 148H214V147H213ZM222 148H223V147H222ZM234 148H235V147H234ZM234 148H233V150H234ZM250 148H251V147H250ZM78 149H79V148H78ZM175 149H176V148H175ZM188 149H187V150H188ZM218 149H219V148H218ZM252 149H253V152H255V151L257 150V149H256V150L254 151V148H252ZM259 149L261 150L262 148L260 147ZM18 150H19V149H18ZM24 150H25V149H24ZM91 150H92V149H91ZM93 150H94V149H93ZM203 150H205V148H204V149H201V152H202ZM212 150H213V149H212ZM236 150H237V149H236ZM239 150H241V149H239ZM244 150H243V151H244ZM25 151H26V150H25ZM84 151H85V150H84ZM168 151H169V150H168ZM177 151H178V150H177ZM177 151H176V152H177ZM180 151H181V150H180ZM205 151H206V150H205ZM216 151H217V150H216ZM229 151H230V150H229ZM249 151H250V150H249ZM251 151H252V150H251ZM76 152H77V151H76ZM85 152H86V151H85ZM176 152H175V153H176ZM182 152H183V151H182ZM194 152H195V151H194ZM203 152H204V151H203ZM219 152L222 153L221 148H220V151H219ZM226 152H227V151H226ZM230 152H232V151H230ZM241 152H242V151H241ZM241 152H240V153H241ZM246 152H247V151H246ZM2 153H3V152H2ZM14 153H15V152H14ZM73 153H74V152H73ZM79 153H80V152H78V153H76V154L78 155ZM169 153H170V152H169ZM179 153H180V152H179ZM199 153H200V152H199ZM5 154H7V153L5 152ZM5 154H4V155H5ZM71 154H72V152H71ZM71 154H70V155H71ZM111 154H112V153H111ZM173 154H174V153H173ZM181 154H182V153H181ZM195 154H196V153H195ZM197 154H198V153H197ZM200 154H201V153H200ZM207 154H208V153H207ZM207 154H206V155H207ZM209 154H212V153L210 152ZM214 154H215V152H214ZM218 154H219V153H218ZM230 154H234V153H230ZM247 154H250V153H247ZM257 154H258V153H257ZM0 155H1V154H0ZM11 155H12V154H11ZM11 155H10V156H11ZM13 155H14V154H13ZM21 155H22V154H21ZM72 155H75V154H72ZM72 155H71V157H74V156H72ZM164 155H165V153H164ZM198 155H199V154H198ZM227 155H228V154H227ZM235 155H237V154H235ZM258 155H259V154H258ZM7 156H8V154H7ZM10 156H9V157H10ZM186 156H187V151H186ZM188 156H189V153H188ZM190 156H191V155H190ZM192 156H194V154H192ZM192 156H191V157H187V158L190 159V158H192ZM223 156H225L224 152H223L222 157H223ZM229 156H230V155H229ZM229 156L226 157V158L228 159ZM239 156H241V155H239ZM243 156H244V157H243V158L241 157L240 160H235V159L232 160V159H230L231 156H230V158L228 159L229 162L231 163V166L233 165L232 167H236V169H233V168H232V169H230L229 171H227L228 178H229V177H230V178L234 177L233 180H232V182H231L232 185H231V184L229 185V186L231 187L229 190H223L222 185H221L220 183L215 184L213 188L210 187V186L213 184L212 182H211L212 184H211L210 186H208V187L212 188V191H211V192H213L214 195H215V193L217 194V193L223 192V194L221 195L220 199L217 201L218 204H220V207H221V208H222L221 205L224 204V205H227V209L230 210L231 208H233V206L236 204L237 201H240V200H239V199H240L239 197H240L241 195H242L243 197L246 195V197H247V194H249L253 189L256 188V190H257V189L262 190V188H263V184H264V183L262 182L263 184H262V183L260 184L261 181H259V183L257 182L258 179H259V177H260V176L262 175V173H263V172H262L263 168H262V167H259V166H261V165L259 164L260 161L258 160V161H259V162H258V164H259L258 167L255 166V168H253V169H250V170L248 169V170H246V169H247L246 166H248V164H250V163L252 162L253 158H252V156H245V155H243ZM255 156L258 157L257 155H255ZM260 156L262 157V159H264V149L260 152ZM68 157H70V156H68ZM195 157H196V156H195ZM200 157H201V156H200ZM200 157H199V158H200ZM202 157H203V155H202ZM205 157H206V156H205ZM256 157H255V158H256ZM2 158H4V157H2ZM11 158H13V157L11 156ZM181 158H182V157H181ZM255 158H254V159H255ZM6 159H7V158H6ZM14 159H15V158H14ZM189 159H188V160H189ZM192 159H193V158H192ZM196 159H198V158H196ZM200 159H201V158H200ZM200 159H198V160H200ZM224 159H225V158H224ZM236 159H237V158H236ZM262 159H261V161H262ZM3 160H4V159H3ZM152 160H153V159H152ZM158 160H159V158H158ZM225 160H226V159H225ZM228 160L226 161V163L228 162ZM255 160H256V159H255ZM13 161H14V160H13ZM27 161H28V160H27ZM153 161H155V160H153ZM156 161H157V159H156ZM161 161H162V160H161ZM182 161H183V160H182ZM221 161H223V160H220V163H221ZM166 162H167V161H166ZM193 162H194V161H193ZM207 162H208V161H207ZM211 162H212V160H211ZM262 162H263V161H262ZM143 163H144V162H143ZM161 163H162V162H161ZM254 163H256V162H254ZM15 164H16V163H15ZM146 164H147V163H146ZM149 164H150V163H149ZM149 164L146 165V166H149ZM158 164H159V163H158ZM163 164H165V163H163ZM203 164H204V163H203ZM206 164H207V163H206ZM218 164H219V163H218ZM224 164H225V163H224ZM111 165H112V164H111ZM143 165H144V164H143ZM191 165H192V164H190L189 166H191ZM193 165H194V163H193ZM201 165H202V164H201ZM210 165H211V164H210ZM214 165H215V164H214ZM255 165H257V164H255ZM262 165L264 166V164H262ZM119 166H120V165H119ZM150 166H151V165H150ZM150 166H149V167H150ZM205 166H206L205 168H207L208 164L205 165ZM223 166H224V165H223ZM223 166H222V167H223ZM231 166H230V168H231ZM252 166H253V165H252ZM11 167H12V166H11ZM19 167H20V166H19ZM26 167H27V166H26ZM29 167H30V166H29ZM61 167H62V166H61ZM136 167H137V166H136ZM195 167L197 168V166H195ZM195 167H194V168H195ZM209 167H210V166H209ZM218 167H219V166H218ZM1 168L3 169L2 166H1ZM111 168H112V166H111ZM154 168H157V167H154ZM154 168H153V169H154ZM189 168L191 169V167H189ZM189 168H188V169H189ZM201 168H202V166H201ZM203 168H204V167H203ZM226 168H227V166H226ZM237 168H242V170H239V169H237ZM248 168H249V167H248ZM2 169H0V170H2ZM6 169H7V168H6ZM10 169H11V168H10ZM17 169H18V168H17ZM19 169H20V168H19ZM28 169H29V168H28ZM30 169H31V168H30ZM30 169H29V170H30ZM116 169H117V168H116ZM139 169H141V168H139ZM143 169H144V168H143ZM207 169H208V168H207ZM11 170H12V169H11ZM14 170H15V169L13 168V170H12L13 173L15 172ZM23 170H24V169H23ZM25 170H27V169H25ZM25 170H24V172H25ZM29 170H27L26 172H29ZM31 170H32V169H31ZM34 170H35V168L32 170V173H34V172H33ZM37 170L39 171L40 169H37ZM108 170H109V169H108ZM144 170H145V169H144ZM162 170H163V169H162ZM191 170H192V169H191ZM201 170H202V169H201ZM208 170H209V169H208ZM223 170H225V169H223ZM227 170H228V169H227ZM17 171H18V170H17ZM20 171H21V170H20ZM20 171H18V172H20ZM41 171H42V169H41ZM43 171H44V170H43ZM95 171L97 172L98 170H95ZM105 171H106V169H105ZM113 171H116V170L114 169ZM117 171H118V170H117ZM117 171H116V172H117ZM133 171H134V170H133ZM133 171H132V172H133ZM156 171H157V170H156ZM3 172H4V174H5V173H7V172H9V171L7 170V171H3ZM3 172H2V174H3ZM21 172H22V171H21ZM21 172H20V173H21ZM24 172H23V174L26 173V172H25V173H24ZM39 172H40V171H39ZM45 172H46V170H45ZM102 172H103V171H102ZM119 172H120V171H119ZM128 172H129V171H128ZM148 172H149V171H148ZM148 172H147V173H148ZM167 172H168V171H167ZM167 172L165 171V174H166ZM202 172H203V170H202ZM223 172H224V171H223ZM225 172H226V171H225ZM228 172H229V173H228ZM15 173H16V172H15ZM42 173H43V172H42ZM91 173H92V172H91ZM93 173H94V171H93ZM135 173L138 174L137 171H135ZM140 173H141V172H140ZM140 173H139V175H140ZM216 173H218V172H216ZM2 174H1V175H2ZM8 174H9V173H7V174H5V175H8ZM18 174H19V173H18ZM40 174H41V172H40ZM94 174H95V173H94ZM97 174H98V173H97ZM133 174H134V173H133ZM150 174H151V173H150ZM21 175H22V174H21ZM21 175H20V176H21ZM106 175H107V173H106ZM106 175H105V176H106ZM115 175H116V174H115ZM119 175H120V174H119ZM119 175H117V176H119ZM135 175H136V174H135ZM144 175H145V174H144ZM160 175H162V174H160ZM222 175H223V174H222ZM224 175H225V173H224ZM227 175H226V176H227ZM23 176H24V175H23ZM31 176H32V175H31ZM121 176H122V175H121ZM162 176H163V175H162ZM211 176H212V175H211ZM262 176H264V175H262ZM107 177H109V176H107ZM140 177H141V175H140ZM4 178H5V177H4ZM118 178H119V177H118ZM218 178H219V177H218ZM220 178H221V175H220ZM220 178L217 179V180H221ZM223 178H224V177H223ZM223 178H222V179H223ZM260 178H261V177H260ZM262 178H264V177H262ZM116 179H117V178H116ZM122 179H123V177H122ZM211 179H214V178H210V181H211ZM223 180H224V179H223ZM228 180H229V179H228ZM245 180H246V181H247V180H248V181L250 180V181H251V184H250L249 186H247V187H243L241 193H237V192H236L237 187L240 186V185H242V183H243ZM229 181H230V180H229ZM246 181H245V182H246ZM248 181H247V182H248ZM148 183H149V182H148ZM205 184L207 185V183H205ZM227 185H228V184H227ZM227 185H226V186H227ZM117 186H118V185H117ZM117 186H116V187H117ZM122 186H123V185H122ZM159 186H160V185H159ZM124 187H125V186H124ZM157 187H158V186H157ZM202 187H204V186H202ZM206 187H207V186H206ZM189 188H190V187H189ZM238 188H240V187H238ZM113 189H114V188H113ZM113 189H112V190H113ZM114 190H115V189H114ZM131 190H132V189H131ZM160 190H161V189H160ZM237 190H238V189H237ZM132 191H133V190H132ZM238 191H239V190H238ZM262 191H264V188H263ZM262 191H260V193H261ZM162 192H163V191H162ZM187 192H189V191H187ZM257 192H258V191H257ZM80 193H81V192H80ZM94 193H95V192H94ZM173 193H174V192H173ZM192 193H193V192H192ZM86 194H87V193H86ZM113 194H114V193H113ZM183 194H184V192H183ZM210 194H211V193H210ZM220 194H221V193H220ZM251 194H252V192H251ZM118 195H119V194H118ZM178 195H179V193H178ZM195 195H196V194H195ZM195 195H194V196H195ZM214 195H211V196H212V197H211L212 199H213V196H214ZM180 196H181V195H180ZM238 196H239V197H238ZM253 196H254V194H253ZM255 196H256V194H255ZM94 197H95V196H94ZM102 197H103V196H102ZM183 197H184V195H183ZM201 197H202V196H201ZM215 197H216V195H215ZM217 197H218V196H217ZM243 197H241V198H243ZM100 198H101V197H100ZM103 198H106V196L103 197ZM136 198H137V197H136ZM180 198H181V197H180ZM247 198H248V201H249V199H250L249 196H248ZM254 198H255V197H254ZM157 199H158V198H157ZM195 199H196V198H195ZM200 199H201V200H199V202H200V201L202 202V198H200ZM203 199H204V198H203ZM209 199H210V198H209ZM258 199H259V198H258ZM263 199H264V198H263ZM155 200H156V199H155ZM159 200H160V198H159ZM193 200H194V199H193ZM193 200H192L191 198H189V197H188V198H184V199H182L181 201H178V200H177V201H178V203L176 204V205H177V208L179 207L180 210L183 209V211H185V209L187 210V207H189L188 209H190V207L193 206V205H195L194 203H196V202H194L195 200H194V201H193ZM245 200H246V199H245ZM103 201H104V200H103ZM213 201H214V200H213ZM215 201H216V198H215ZM215 201H214V202H215ZM242 201H243V200H242ZM242 201H241V202H242ZM257 201H258V200H257ZM197 202H198V201H197ZM204 202H205V201H204ZM207 202H208V201H207ZM250 202H252V200H250ZM260 202H261V201H260ZM260 202H259V203H260ZM57 203H58V202H57ZM170 203H171V202H170ZM170 203H169V204H170ZM175 203H176V202H175ZM208 203H209V202H208ZM257 203H258V202H257ZM196 204H197V203H196ZM198 204H199V203H198ZM202 204H203V202H202ZM211 204H212V203H211ZM211 204H210V205H211ZM244 204H245V203H244ZM157 205L160 206V204H157ZM172 205H173V204H172ZM176 205H175V206H176ZM207 205H208V204H206V206H207ZM239 205H240V204H239ZM247 205H248V204H247ZM121 206H122V205H121ZM198 206H199V205H198ZM202 206H204V205H202ZM216 206H217V205H216ZM263 206H264V205H263ZM200 207H201V206H200ZM200 207H199V208H200ZM212 207H213V206H212ZM212 207H211V208H212ZM235 207H236V206H235ZM235 207H234V209H235ZM18 208H19V207H18ZM194 208L196 209V207H192V209H194ZM197 208H198V207H197ZM236 208H238V207H236ZM263 208H264V207H263ZM263 208H262V209H263ZM153 209H154V208H153ZM192 209H190V211H191ZM214 209H215V208H214ZM217 209H219V208H217ZM240 209H243V210L245 211V207H243V206L240 207ZM114 210H116V209H114ZM118 210H119V209H118ZM156 210H157V209H156ZM159 210H161V209L159 208ZM201 210H202V207H201ZM201 210H199V211H201ZM219 210H220V209H219ZM221 210H222V209H221ZM221 210H220V211H221ZM248 210H249V209H248ZM110 211H111V210H110ZM152 211H153V210H152ZM152 211H151V212H152ZM174 211H175V210H174ZM183 211H182V213H183ZM190 211H188L189 213L186 211V214H187L186 217H188V219L191 220V219H194L195 217H200V215H197L196 212H194V211H193V212H190ZM206 211H207V210H206ZM208 211H209V209H208ZM211 211H212V210H211ZM214 211H216V210H214ZM224 211H225V210H224ZM233 211H234V210H232L231 212H233ZM249 211H250V210H249ZM253 211H254V210H253ZM253 211H252V212H253ZM262 211H264V210H262ZM156 212H157V211H156ZM156 212H155V214H156ZM204 212H205V211H203V213H204ZM227 212H228V211H227ZM239 212H240V211H239ZM258 212H259V211H258ZM258 212H255V213H253L252 215L250 214L251 216L249 217V220H251V219H257V218L259 217V214H260V213H258ZM111 213H112V212H111ZM111 213H110V214H111ZM114 213H115V212H114ZM175 213H176V212H175ZM182 213H181V214H182ZM184 213H185V212H184ZM198 213H199V212H198ZM207 213H208V212H207ZM212 213H213V211H212ZM217 213H218V212H217ZM229 213H230V212H229ZM84 214H85V213H84ZM150 214H152V213H150ZM162 214H163V213H162ZM179 214H180V213H179ZM181 214H180V215H181ZM200 214H201V213H200ZM205 214H206V213H205ZM215 214H216V213H215ZM237 214H238V213H237ZM261 214H263V212H262ZM108 215H109V213H108ZM153 215H154V214H153ZM175 215H176V214H175ZM202 215H203V214H202ZM206 215H207V214H206ZM210 215H211V214H210ZM149 216H150V215H149ZM151 216H152V215H151ZM151 216H150V218H147V217H146V218H147V219H151ZM155 216H156V215H155ZM208 216H209V215H208ZM225 216H226V215H225ZM225 216H224V218H225ZM227 216H228V215H227ZM238 216H239V215H238ZM238 216H237V217H238ZM243 216H244V215H243ZM243 216H242V217H243ZM248 216H249V215H247V217H248ZM104 217H108V216H104ZM164 217H165V216H164ZM164 217H163V218H164ZM184 217H185V216H184ZM235 217H236V216H235ZM239 217H240V216H239ZM242 217H241V218H242ZM247 217H246V218H247ZM42 218H43V217H42ZM101 218H102V217H101ZM159 218H162V216L159 217ZM203 218H204V217H203ZM217 218H218V217H217ZM219 218H220V217H219ZM261 218H263V217H261ZM103 219H104V218H103ZM107 219H108V218H107ZM107 219H106V220H107ZM153 219H154V218H153ZM153 219H152V220H153ZM167 219H168V218H167ZM180 219H181V218H180ZM185 219H186V218H185ZM198 219H199V218H198ZM198 219H195V220L197 221ZM226 219H227V218H226ZM238 219H239V218H238ZM172 220H173V218H172ZM175 220H176V219H175ZM210 220H211V219H210ZM218 220H219V219H218ZM165 221H166V218H165ZM184 221H185V220H184ZM184 221H183V222H184ZM196 221H195V222H196ZM198 221H199V220H198ZM204 221H205V220H204ZM221 221H222V220H221ZM244 221H245V220H244ZM260 221H261V220H260ZM9 222H10V221H9ZM153 222H154V221H153ZM168 222L171 223V220L168 221ZM177 222H179V220H177ZM185 222H186V221H185ZM200 222H201V220H200ZM200 222H199V223H200ZM202 222H203V220H202ZM219 222H220V221H219ZM219 222H218V223H219ZM237 222H238V221H237ZM245 222H246V221H245ZM256 222H257V221H256ZM256 222H255V223H250V222H249L250 224L247 223L248 226H247V229L244 231V233H248V237H249V239L253 241V242H252V243H253V248H252V249L255 250V254H254V256H256V257L258 258V257H261L260 253H258V250H259V249H258V245H259V243H260V239H261V238H259V234H260V232H261L262 225L258 224L259 222H257V224H256ZM261 222H262V221H261ZM154 223H156V225H162V224H164L163 220H160V219L157 220V221H155ZM174 223L179 225L180 222H179V223H176V221H175ZM181 223H182V222H181ZM181 223H180V225H181ZM187 223H189V222H187ZM190 223H191V222H190ZM197 223H198V222H197ZM262 223H264V222H262ZM172 224H173V223H172ZM195 224H196V223H195ZM214 224H215V223H214ZM229 224H230V223H229ZM229 224H227V226H228ZM234 224H235V223H234ZM238 224H239V223H238ZM154 225H155V224H154ZM156 225H155V226H156ZM170 225H171V224H170ZM182 225H184V224L182 223ZM186 225H187V224H186ZM191 225H192V223H191ZM202 225H203V224H202ZM202 225H200V226H202ZM210 225H213V224H210ZM241 225H242V224H241ZM241 225H240V226H241ZM166 226H167V228H168V227H169V224H168V225L166 224ZM188 226H189V225H188ZM198 226H199V224H198ZM198 226H197V227H198ZM203 226H204V225H203ZM208 226H209V224H208ZM214 226H215V225H214ZM225 226H226V225H225ZM237 226H238V225H237ZM159 227H160V226H159ZM159 227H158V229H159ZM209 227H210V226H209ZM209 227H208V228H209ZM238 227H239V226H238ZM238 227H237V228H238ZM115 228H116V227H115ZM161 228H162V226H161ZM161 228H160V229H161ZM190 228H191V227H190ZM195 228H196V227H195ZM200 228H201V227H200ZM206 228H207V227H206ZM229 228H230V227H229ZM245 228H246V227H245ZM245 228H244V229H245ZM119 229H120V228H119ZM163 229H165V227H164ZM172 229H173V233H174V234H177V235L181 236L180 238H182V232H183V230L181 231V229H180V228H177V227H175V228L173 227ZM185 229H186V228H185ZM198 229H199V228H198ZM222 229H223V228H222ZM227 229H228V228H227ZM135 230H136V229H135ZM208 230H209V229H208ZM212 230H213V229H212ZM220 230H221V229H220ZM228 230H229V229H228ZM228 230H227V231H228ZM5 231H6V230H5ZM161 231H162V230H161ZM170 231H172V230H170ZM202 231H203V229H202ZM215 231H216V230H215ZM215 231H214V232H215ZM115 232H116V230H115ZM162 232H163V231H162ZM199 232H200V230H199ZM205 232H207V231H205ZM214 232H213V233H214ZM223 232H225V231H223ZM230 232H231V231H230ZM239 232H240V230L238 231V233H239ZM185 233H186V232H185ZM208 233H209V232H208ZM216 233H217V232H216ZM242 233H243V232H242ZM244 233H243V234H244ZM174 234H173V236H175ZM210 234H212V233H210ZM219 234H220V233H219ZM226 234H227V233H226ZM236 234H237V233H236ZM158 235H159V234H158ZM189 235H190V232H189ZM185 236H186V235H185ZM193 236H194V235H192V237H193ZM222 236H224V235H222ZM236 236H237V235H236ZM238 236H239V235H238ZM240 236H241V235H240ZM245 236H246V235H245ZM3 237H4V236H3ZM57 237H58V236H57ZM143 237H144V236H143ZM246 237H247V236H246ZM49 238H50V236H49ZM159 238H160V237H159ZM159 238H158L156 241H158ZM176 238H177V236H176ZM183 238H184V237H183ZM262 238H264V237H262ZM249 239H248V240H249ZM48 240H49V239H48ZM178 240H179V238H178ZM194 240H197V238L195 239V237H194ZM201 240H202V239H201ZM226 240H228V239H226ZM45 241H46V240H45ZM74 241H75V240H74ZM159 241H160V240H159ZM161 241H162V239H161ZM174 241L177 242L176 239H175ZM174 241H172V242H174ZM210 241H211V240H210ZM215 241H216V240H215ZM229 241H230V240H229ZM229 241H228V242H229ZM49 242H50V241H49ZM107 242H108V241H107ZM170 242H171V241H170ZM187 242H189V240H187ZM226 242H227V241H226ZM245 242H246V240H245V239H244V240L242 239V240H240V241L234 240L233 243H235V244L241 246V245L244 244ZM249 242H250V241H249ZM134 243H135V242H134ZM166 243H167V242H166ZM181 243H183V242L181 241ZM198 243H199V242H198ZM198 243H197V244H198ZM206 243H207V242H206ZM233 243H231V245H232ZM250 243H251V242H250ZM54 244H55V243H54ZM146 244H147V243H146ZM146 244H145V245H146ZM157 244H158V243H157ZM174 244H175V243H174ZM174 244H171V245H170V244H169V245L166 244V246H165V245L163 246V245H161V244L156 245V243L153 244V245H150V244H148L147 246L144 245L145 247H143L142 250H139V251H137V252H133V253H131V254L129 253V254H130L129 257H130V260H133L135 256L141 257V258L143 259V257H145V255H148V254H149V255L152 256V257H151L152 259H151L147 264H161V263H163L164 259L167 258V254H173V255H174L175 248L177 247V246H174ZM183 244H184V243H183ZM185 244H186V242H185ZM222 244L224 245V243H222ZM228 244H229V243H228ZM235 244H234V245H235ZM247 244H248V243H247ZM262 244H263V243H262ZM55 245H56V244H55ZM63 245H64V244H63ZM167 245H168V246H167ZM180 245H182V244H180ZM180 245H179V246H180ZM198 245H200V244H198ZM204 245H205V244H204ZM218 245H219V244H218ZM234 245H233V246H234ZM237 245H236V246H237ZM52 246H53V245H52ZM228 246H229V245H228ZM61 247H62V246H61ZM61 247H60V249H61ZM89 247H91V246H89ZM237 247H238V246H237ZM15 248H16V247H15ZM56 248H57V246H56ZM81 248H82V247H81ZM225 248L227 249V247H225ZM225 248H224V249H225ZM229 248H231V247H229ZM229 248H228V249H229ZM245 248H246V247H245ZM261 248H263V246H262ZM43 249H44V248H43ZM46 249H47V246H46ZM203 249H204V248H203ZM203 249H202V250H203ZM240 249H241V248H240ZM82 250H83V248H82ZM119 250H120V249H119ZM121 250L123 251V249H121ZM194 250H195V249H193V251H194ZM253 250H252V251H253ZM20 251H21V250H20ZM42 251H43V250H42ZM49 251H50V250H49ZM130 251H131V250H130ZM217 251H218V250H217ZM223 251H224V250H223ZM236 251H237V250H236ZM243 251H245V250H243ZM249 251H250V250H249ZM16 252H17V251H16ZM16 252H15V253H16ZM78 252H79V251H78ZM85 252H87V251H85ZM96 252H97V251H96ZM105 252H106V251H105ZM131 252H132V251H131ZM178 252H179V251H178ZM230 252H231V250H230ZM232 252H233V251H232ZM237 252H238V251H237ZM247 252H248V251H247ZM247 252H246V254H247ZM263 252H264V251H263ZM18 253H19V252H17V254H18ZM73 253H74V252H73ZM175 253H176V252H175ZM179 253H180V252H179ZM197 253H199V252L197 251L196 254H197ZM225 253H226V252H225ZM225 253H224V254H225ZM234 253H235V252H234ZM238 253H239V252H238ZM244 253H245V252H244ZM4 254H5V253H4ZM196 254H195V255H196ZM216 254H217V253H216ZM216 254H214V255H216ZM13 255H14V254H13ZM218 255H219V254H218ZM231 255H232V254H231ZM247 255H248V254H247ZM249 255H250V254H249ZM22 256H23V255H22ZM98 256H99V255H98ZM100 256H101V255H100ZM111 256H112V255H111ZM169 256H170V255H169ZM171 256H172V255H171ZM202 256H203V255H202ZM204 256H205V254H204ZM225 256H226V255H225ZM15 257H16V256H15ZM148 257H149V256H148ZM218 257H219V256H218ZM220 257H221V256H220ZM234 257H235V256H234ZM236 257H237V256H236ZM244 257H245V256H244ZM91 258H92V257H91ZM126 258H127V257H126ZM203 258H204V257H203ZM213 258H214V257H212L211 259H213ZM230 258H232V257H230ZM242 258H243V256H242ZM262 258H263V256H262ZM262 258H258V262H259V264H264L263 262H261V260H263ZM2 259H3V258H2ZM142 259H141V260H142ZM181 259H182V258H181ZM236 259H239V258H236ZM37 260H38V259H37ZM109 260H110V259H109ZM111 260H112V259H111ZM128 260H129V259H128ZM141 260H140V261H141ZM175 260H176V259H175ZM183 260H185V259L183 258ZM201 260H202V259H201ZM228 260H229V259H228ZM243 260H244V259H243ZM142 261H143V260H142ZM142 261H141V262H142ZM167 261H168V260H167ZM188 261H189V260H188ZM240 261H241V260H240ZM246 261H248V260H246ZM38 262H39V261H38ZM67 262H68V261H67ZM136 262H138V261H136ZM146 262H147V261H146ZM174 262H175V261H174ZM176 262H179V261L176 260ZM241 262H242V261H241ZM241 262H240V264H241ZM170 263H171V262H170ZM182 263H184V261H183ZM36 264H37V263H36ZM39 264H40V263H39ZM70 264H73V263H70ZM168 264H169V263H168ZM173 264H174V263H173ZM236 264H237V263H236Z\"/></svg>","mask_w":264,"mask_h":264}]
</instances>
